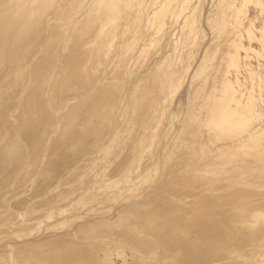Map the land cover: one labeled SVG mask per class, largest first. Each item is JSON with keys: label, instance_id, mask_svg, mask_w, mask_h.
<instances>
[{"label": "bare ground", "instance_id": "bare-ground-1", "mask_svg": "<svg viewBox=\"0 0 264 264\" xmlns=\"http://www.w3.org/2000/svg\"><path fill=\"white\" fill-rule=\"evenodd\" d=\"M251 1L264 11V0H225V9L213 20L218 33L228 32V46L235 48L234 53L227 51L228 59H225L235 66L236 74L232 80L227 74L229 70L224 71L220 86L216 80L209 81L212 85L205 105L196 104V112L201 113L206 106V112L215 115L224 106L222 120L218 127L215 125L219 139L225 140L227 134L235 136L234 127L242 121L240 115L253 117L255 126L247 132L243 129L246 134L237 136L232 144L219 146L217 155L212 152L216 156L206 159L201 167L192 163L174 165V171L180 170L179 174L171 178L174 172L168 173L170 178L161 179L149 190L151 186L141 185L145 177H154L153 172L159 168L162 171V161L169 160L174 150L177 151L175 147L183 149L182 129H172V134L170 129L172 119L183 107L182 94L176 97L178 110L173 115L166 114V121L160 118L154 124L152 117L159 116L156 115L160 111L157 110L160 107L158 91L166 83L161 84L157 75L165 70L167 75L177 72L172 66L159 69L168 59L166 50L174 37L175 24L192 0H0V241L8 237L2 235L5 233L2 226L8 225V229L17 226L15 212L26 216L34 205L29 217L23 219L26 223L10 231L6 228L14 240L0 243V264H264V163L253 165L244 160V164L242 161L237 167L230 165V170L223 169L237 157V149L243 151L244 147L255 144L258 147L264 137V106L258 103V98H263V86L258 87L256 94L253 90L247 91L240 79V70L246 66L250 68L249 76L253 78L256 74L249 61L250 43L248 46L244 43L245 33L250 41L255 39L253 19L245 23ZM170 13H176L177 19L168 24L165 16ZM185 23L183 33L189 35L197 22L193 16H186ZM260 36L263 44L264 21ZM152 47L161 48L158 57L152 55ZM242 52H246L244 56ZM202 65L194 73L193 69L190 72L192 63L183 70V66L178 67L184 73L179 74L180 78L174 77L177 81L183 79L179 86L188 74L195 79L201 71L208 70L207 64ZM262 77H258L260 83ZM173 85L178 89L177 84ZM215 106L220 109L213 110ZM198 113L192 115L195 122L200 120ZM123 120L127 125L125 131L121 129ZM136 128L142 131H137L136 138L133 136L130 141ZM153 140L155 145L150 149ZM144 154L150 155V160L155 156V160L143 166L127 187L143 190L141 196L116 208L109 218L98 219L92 215L84 218L85 210L91 212L93 208L90 202L79 199L76 211L73 207L76 205L72 206L74 209H67V202L55 205L59 204L57 195L61 190L48 198L49 192L62 188L59 182L69 173L68 187L72 182L80 187L98 183V190L108 184L117 185L118 176L124 175V171L139 169L137 163L143 162ZM88 160L96 162V168L91 171L87 166H80ZM98 171V176L92 174ZM219 173L224 175L220 178ZM91 174L97 177L92 178ZM149 176L147 179L151 180ZM204 185L207 186L200 189ZM26 187L31 193L15 199L17 194L12 195L17 193L15 189L23 194ZM37 197L45 203L36 205ZM43 210L47 213L43 216L49 212L51 217L73 211L65 214L63 220L46 226L47 232L39 237L36 235L39 230H34L42 223L38 213ZM82 217V221L73 225ZM115 258L122 262L118 263Z\"/></svg>", "mask_w": 264, "mask_h": 264}, {"label": "rangeland", "instance_id": "rangeland-1", "mask_svg": "<svg viewBox=\"0 0 264 264\" xmlns=\"http://www.w3.org/2000/svg\"><path fill=\"white\" fill-rule=\"evenodd\" d=\"M224 3H225V0H192V3L190 4V6L188 7V9H187V11H185L181 16H180V18H179V20H178V22L175 24V27H174V29L175 30H173V34H174V31H175V34H174V37H172V39H171V42H170V46L168 47V49L166 50V54L169 56H167L166 54V56H167V58L169 59H166V64H165V62H164V64H163V66L159 69V70H164V69H167V68H171L170 66H172V67H175V68H177V72H174L173 74L175 75H173V74H171L170 73V75H167L166 73H165V71H164V73H165V75L167 76H165L164 75V73L163 74H158L157 76H160L161 78H162V76L164 75V77H163V79H164V81H163V79H160V77H158L159 78V80L161 81V84L163 83V82H166L165 84L163 83L162 85H164V86H161V88H160V91H158V93L160 94H158V102L160 103H158V105L161 107H157V110L159 109L160 111L158 112V111H156V112H158V114H156V115H159V116H155V117H152V119H154L152 122L154 123H157V120H159L160 118H163L164 120H165V116H167V115H169V113L171 114V115H173L174 113H176V111L178 110L177 108H178V104H179V102L176 100V97L178 96L179 97V95H180V93L182 94V102H183V107H182V109H181V112L179 113V115H176L177 117H174V119H172V128L170 127V129H171V134H172V132H173V130L172 129H179V130H181L182 129V132H181V140H182V142H183V144H182V146H183V149L181 148H179L180 146H177L178 147V149H177V147H175L176 148V150L177 151H175L174 150V153H173V155H170V157H171V159L172 160H170V157H169V162L168 161H166V163H165V161L163 162L162 161V164H161V167H162V165H163V168H162V171H161V168H159V170L157 171L158 172V174H160V175H158L157 174V172L155 171V173L153 172V174H156V175H154V177L151 175V176H149V175H147V177H145V180L144 181H146L145 183H148L149 181H150V184H143L144 183V181H143V183L141 184V185H148V186H151V185H153V187L155 186V185H158L159 184V182H161V179L163 180V179H165L166 177H169L170 178V176H171V174L174 172V174H172L173 176H171V178L172 177H174V175H176L177 173L179 174V171H178V169H175V171H174V169H173V166L174 165H176V164H184L185 166L186 165H188V164H190L191 165V163L192 164H194V165H196V166H199V167H201L204 163H205V160L206 161H208L209 160V158L210 159H212L213 157V154L215 153L216 155H217V150H218V147L220 146H222V145H230V144H232V142H234L235 141V139L237 138V136H239V137H241L242 135H244V134H246V132H247V130L249 129V128H251V127H254L255 126V121H254V119H253V117H251V116H249L248 114H243V115H240L241 117H240V119L242 118V121L241 122H238V123H240V124H237L236 126H237V128H235L234 127V129H236L237 131L235 132V136L234 137H230V136H228V134H227V136H225V140L224 139H219L216 135L218 134L217 132V130H215V129H217V127H218V124L221 122V117L224 115V110L222 111V109H223V107L224 106H221L220 107V105H223V104H218L217 106H219L220 108H221V110L218 112V113H216L215 115L213 114H209L208 112H206V111H208L207 110V108H205L206 106H203L202 107V111H201V113L199 114L198 112H196V109L199 107V106H202V104H204V101L206 102V98L208 97V93L210 92L209 90L211 89L210 88V85H212V84H209V83H212L211 81L212 80H216V83L220 86L221 85V83H222V80H223V77H222V75L224 74V71H225V73H226V71H228L229 70V73H227L228 74V77L230 78V79H232V80H234L235 79V74H236V71H235V66H233L231 63L229 64L228 62H231V61H228V60H226V59H228V56H227V51L229 50L230 52H233L234 53V49L235 48H233V47H229L228 45V40H229V37H228V32H226V31H222V32H224V34L225 35H221V34H223V33H218V28H216L217 27V24L214 22L213 23V20L214 19H216V18H218V16H219V14H220V12H222V9H225V6L223 7V5H224ZM250 4H248V17H247V19H245V23H247L248 24V22H249V20H251V19H253V22H254V25L252 26L254 29H253V31H254V36H255V39H254V37H253V40H251L250 41V38L248 37V35L245 33V35H244V43L248 46L249 45V43H250V47L249 48H251V52L249 51V61L252 63V65H253V67H254V70H255V72H256V74L255 75H257L256 77H255V75H254V77L252 78L251 76H249L250 74H251V72H250V68H248V66H246L245 68H242V70H240V71H242L241 73H240V79H241V81H242V83L244 84V86L246 87V89H247V91H251V90H253L254 91V93H259V88L261 87L262 88V86H263V91H264V77H262V76H264V43L262 44L261 43V41L259 40L260 38H261V36H260V28H261V23L264 21V11L263 12H261V10H260V8H259V6L254 2V1H251V2H249ZM175 4V3H174ZM256 4V5H255ZM176 5V4H175ZM178 5V4H177ZM155 7V6H154ZM154 7L153 8H151L150 9V11L152 10V9H154ZM153 11V10H152ZM191 11H192V13H191ZM176 13H174L173 15L170 13V15L172 16L170 19H169V17H170V15L169 14H166V22L167 21H169V23L168 24H170V22L171 21H173V18H174V21H175V19H177V17L175 18V15ZM261 14V15H260ZM168 15V16H167ZM186 16L187 17H192L193 16V18H195V20H196V26H195V29H194V31L192 32V33H190L189 35H185L183 32H184V30L182 29V28H184L185 27V25H186V27H187V25H188V23L186 24L185 23V18H186ZM168 17V18H167ZM184 23H185V25H184ZM186 27H185V29H186ZM198 27V28H197ZM197 28V29H196ZM226 32V33H225ZM153 33V31H152V29H151V34ZM146 34V33H145ZM195 34V35H194ZM227 34V35H226ZM181 35V36H180ZM194 37H196L194 40H193V38ZM225 37H227V38H225ZM249 38V39H248ZM227 39V40H226ZM252 39V38H251ZM193 40V41H192ZM197 40V41H196ZM195 41V42H194ZM225 41V42H224ZM250 41V42H249ZM178 42V43H177ZM185 42V43H184ZM188 43V44H187ZM192 43H194V44H192ZM196 43V44H195ZM177 44V45H176ZM175 45V46H174ZM196 45V46H195ZM190 46V47H189ZM160 47V46H159ZM229 47V48H228ZM153 48L154 47H152V55L154 56V57H156L157 55H159L160 54V52L159 51H161V48H158L157 49V47H155L154 49L155 50H153ZM177 48V49H176ZM233 48V49H232ZM253 48V49H252ZM172 49H175V50H172ZM197 49H199V50H197ZM158 50V51H157ZM171 50V51H170ZM174 51H176V53H173ZM179 53V54H178ZM213 53H215V54H213ZM246 53V52H245ZM245 53L244 52H242V55L244 56L245 55ZM135 54V53H134ZM156 54V55H155ZM177 54H178V56H177ZM183 54H184V56H183ZM259 56H258V55ZM131 55H133V51H132V54ZM214 55V56H213ZM255 55H257V56H255ZM165 56V57H166ZM187 56H188V58H187ZM212 56V57H211ZM226 56V57H225ZM261 56H262V58H261ZM158 57V56H157ZM194 57H196V58H194ZM178 58V59H177ZM226 58V59H225ZM252 58V59H251ZM175 59H177V60H175ZM182 59V60H181ZM184 59H186L185 61H184ZM223 59V60H222ZM173 60V61H172ZM180 60H181V62H180ZM168 61V62H167ZM175 61H176V64H175ZM189 61V62H188ZM170 62V63H169ZM172 62V63H171ZM179 64H178V63ZM176 65V66H174V64ZM191 64L192 63V66H191V69H190V72H191V70L193 69V72L192 73H194L195 71H196V69L199 67L200 68V65H202V66H206V64H207V68H208V70H204V71H201L199 74H197L196 76H194V78L195 79H193L192 78V75H190L189 76V74L187 75V77H186V80L184 81V83H183V85L182 86H179V84L178 83H180V81L181 80H183V79H179L178 81L176 80V78H180V75L182 76V75H184V73H181L182 71L181 70H183V68H185L186 69V67H187V65L188 64ZM169 65V67H168V65ZM173 64V65H172ZM165 65V66H164ZM167 65V66H166ZM179 65V66H178ZM262 65V66H261ZM183 66V67H182ZM186 66V67H185ZM164 67H166V68H164ZM180 67H182V69L180 70L179 68ZM228 67H230V68H228ZM256 67V68H255ZM215 68V69H214ZM218 68V69H217ZM195 69V70H194ZM217 69V70H216ZM170 70V69H169ZM215 70H216V75H214L215 74ZM247 70H249V71H247ZM178 71H180V73L178 72ZM189 72V73H190ZM207 72V73H206ZM258 72V73H257ZM161 73V72H160ZM176 73V74H175ZM178 73V74H177ZM202 73V74H201ZM180 74V75H179ZM219 74V75H218ZM259 74V75H258ZM172 75H173V77H172ZM177 75V76H176ZM179 75V76H178ZM200 75V76H199ZM203 75V76H202ZM210 75V76H209ZM230 75V76H229ZM259 76H261L262 77V81H261V83H260V80H259ZM169 77H171L170 78V80H172L174 77H176V78H174L173 79V81H169ZM209 77V78H208ZM248 77V78H247ZM168 78V79H167ZM208 78V79H207ZM220 78V79H219ZM222 78V79H221ZM250 79V80H249ZM169 81V83H173V84H177V86H179L178 87V89H177V87H176V85H173L172 83L171 84H169V83H167L168 81ZM176 81V82H175ZM193 81V82H192ZM207 81V82H206ZM210 81V82H209ZM253 81V82H252ZM209 82V83H208ZM219 82H220V84H219ZM191 83H193V85L191 86V89H189V87H190V84ZM206 83V84H205ZM168 84L170 85V87L168 86ZM203 84L205 85V86H203ZM262 85V86H261ZM170 88H168V87ZM172 86V87H171ZM174 86V87H173ZM251 86V87H250ZM144 87V86H143ZM142 87V88H143ZM163 87V88H162ZM175 87H176V89H175ZM259 87V88H258ZM165 88V89H164ZM174 88V89H173ZM198 88V89H197ZM144 89V88H143ZM142 89V90H143ZM165 91H164V90ZM172 89V90H171ZM193 89V90H192ZM202 89V90H201ZM204 89V90H203ZM209 89V90H208ZM178 91V92H176V91ZM172 91V92H171ZM140 92V91H139ZM166 92H168V93H166ZM169 92H170V94H169ZM176 94H175V93ZM198 92H200V93H198ZM141 93V92H140ZM162 93V94H161ZM171 93H173V94H175V96L172 94L171 95ZM193 94V95H192ZM196 94V95H195ZM165 95H166V97H165ZM170 95V96H169ZM189 95V96H188ZM206 95H207V97H206ZM164 96V97H163ZM257 97H259V95H257ZM262 97L263 98H258V100L260 101V102H258L259 103V105H261V106H264V93H263V95H262ZM172 98H174V99H172ZM161 99V101H159ZM163 100V101H162ZM166 100V101H165ZM172 100V101H171ZM189 100V101H188ZM176 101V102H175ZM163 104H162V103ZM200 103V104H199ZM198 105V107H197V105ZM168 105V106H167ZM205 105V104H204ZM217 106H215V107H212V109L214 110V108L215 109H217V110H219L218 108H217ZM166 108V109H165ZM169 108V109H168ZM210 107H208V109H209ZM211 109V108H210ZM163 110V113L161 112ZM164 114V112H165V115H163V117L161 116L162 114ZM167 112V113H166ZM196 112V113H195ZM222 112H223V114H222ZM197 113H198V119L200 118V120H198V122H197V120H196V122H195V119H194V117L192 116V115H196L197 116ZM167 114V115H166ZM189 115V116H188ZM210 115V116H209ZM187 116V117H186ZM192 116V117H191ZM243 116V117H242ZM157 117V118H156ZM159 117V118H158ZM179 117V118H178ZM191 117V118H190ZM206 117H208V118H206ZM127 118V117H126ZM126 118H125V120H126ZM177 118V119H176ZM190 118V119H189ZM250 118H252V119H250ZM132 119V118H131ZM151 118H150V120H152ZM176 119V120H175ZM209 120V121H206V120ZM125 120H123V122H122V127H121V129L122 128H125V129H122V130H126V126H125ZM175 120V121H174ZM181 120H184V122L183 123H185V124H183V123H180V121ZM192 120V124L190 123V121ZM132 121L134 122V121H136V119H132ZM166 121V120H165ZM240 121V120H239ZM252 121V122H251ZM177 122H178V124H177ZM205 122V123H204ZM207 122V123H206ZM215 122V123H214ZM136 123V122H135ZM154 123V124H155ZM188 123V124H187ZM187 124V125H186ZM199 124V125H198ZM204 124V125H203ZM251 124V125H250ZM141 125H142V123H141ZM189 125V126H188ZM217 127H216V126ZM241 125V126H240ZM185 128H184V127ZM187 126V127H186ZM193 126H194V128H193ZM200 126V127H199ZM214 126V127H213ZM247 126V127H246ZM189 127V128H188ZM192 127V128H191ZM246 127V128H245ZM141 129H142V127H140ZM190 128H191V130H190ZM198 128V129H197ZM144 129V128H143ZM185 129V130H184ZM246 130V132L244 131V130ZM136 130V131H135ZM187 130V131H186ZM189 130V131H188ZM196 130V131H195ZM200 130V131H199ZM124 131H122V132H124ZM133 131L134 132H132L131 133V135H130V137L131 138H129V140L131 141V139L133 140V136L136 138V136L138 135V133H136L137 131H142V130H139V129H133ZM203 131V132H202ZM210 131V132H209ZM238 131H239V134H238ZM188 132V133H187ZM190 132V133H189ZM214 132V133H213ZM191 133H193V134H191ZM195 133H197L198 134V136H196L197 134H195ZM200 133V134H199ZM204 133V134H203ZM169 134H170V132H169ZM170 134V135H171ZM180 134V133H179ZM237 134V135H236ZM241 134V135H240ZM193 135V136H192ZM230 135V134H229ZM198 137V139L196 138V137ZM142 137V136H141ZM205 137V138H204ZM227 137V138H226ZM171 138H173V137H171ZM198 140V141H196V139ZM214 138V139H213ZM216 138V139H215ZM157 139V138H156ZM156 139H154L155 141H157ZM212 141H211V140ZM218 139V140H217ZM229 141H228V140ZM238 139V138H237ZM153 140V141H154ZM195 142H194V141ZM215 142H214V141ZM151 142L150 143V149L151 148H153L154 147V145H155V141L154 142ZM217 141H219V142H217ZM232 141V142H231ZM260 141H262V142H260ZM259 142L260 143H258L257 145H259L258 147H260L259 149H257L258 147L256 146V144L255 145H252V146H246V147H244L243 148V151H242V148H241V150L240 149H237L236 150V160L234 161V160H232V161H229L228 163H227V166H228V164H229V167H227V166H225L223 169H225V170H230L229 168H232V167H230V165H232L233 167H237L236 165H239L242 161V163L244 164V162L245 161H247L248 163H250V164H253V165H256V164H260V163H264V137H262V140H260ZM136 142H138V140H136ZM135 142V143H136ZM143 142V141H142ZM216 143V144H215ZM201 144V145H200ZM262 144V145H261ZM185 145H186V147H185ZM195 145V146H194ZM160 146V145H159ZM181 146V147H182ZM188 146V147H187ZM208 146V147H207ZM198 147V148H197ZM197 148V149H196ZM203 148V149H202ZM205 148V149H204ZM217 148V149H216ZM180 149V150H179ZM189 149H192V150H189ZM208 149V150H207ZM257 149V151H258V153L262 150V152L260 153V154H258L257 153V151H255ZM148 150V149H147ZM203 150V151H202ZM226 150H228V149H226ZM225 150V151H226ZM253 150H254V154H253ZM180 153H179V152ZM194 151V152H193ZM202 151V152H201ZM209 151V152H208ZM216 151V152H215ZM225 151L224 150H222V152H224L225 153ZM238 151V152H237ZM205 152H207V154L205 153ZM212 152H214V153H212ZM227 152H229V150L228 151H226V153ZM252 152V153H251ZM191 153V154H190ZM212 153V154H211ZM224 153H222V154H224ZM225 153V154H226ZM258 155H257V154ZM102 154V153H101ZM101 154H99V155H101ZM204 154V155H203ZM214 154V156H216ZM228 154V153H227ZM145 155V154H144ZM210 155H211V157H210ZM255 155V156H254ZM234 156H233V158H234ZM149 157H150V155H145L144 156V160H143V162H141V164L140 163H137V166H139V169H137V167L136 168H134V169H128L127 171H130V172H128L127 173V171H124L123 173H125L124 175H122V176H118V180H117V185H109V188H108V185H106V187H104V188H102L101 190H98V187H99V184L98 183H86V185L84 184V185H82L81 187L79 186V184H78V182H77V184H78V186L75 184V182H72V183H70L71 185L74 183V186L72 185H70V187H68L69 185H68V183H69V181H70V179H71V173H69V175L68 174H66V175H68V176H66V175H64V180H62V182H59L61 185H62V188L59 186V184L57 185V186H59L57 189H54V191L52 190L51 192H49L48 193V198H52L53 196H54V192H56V190H61V192L57 195L58 197V199H59V204H55V205H58V206H61V204L62 203H68L69 205L67 206V209H74V208H76L77 207V204H78V206H79V201H87V202H90V203H88L89 204V206L90 205H92V207H91V210H92V208H93V210L91 211V212H89L90 210L88 209V210H85V212L83 213V215L82 216H86V217H84V218H87L88 216H93V218H98V219H106V218H109L110 216H112V215H114L115 214V212L118 210H116V208H118L119 206H121V205H124L125 203H128L129 201H131V199H137V198H139V196H141V194H142V191L143 190H140V189H134V190H132V188L131 189H128L127 187H128V183H130V181H131V179H133L134 178V176H136L137 177V175L141 172V169H142V167L143 166H145V165H147V164H149V163H152L153 162V160H155V156H154V158H151V160L149 159ZM179 157H180V159H179ZM184 159H183V158ZM255 157H257V158H255ZM174 158V159H173ZM242 158V159H241ZM246 158H249L250 160H248V159H246ZM153 159V160H152ZM186 159V160H185ZM241 159V160H240ZM245 160V161H244ZM258 160V161H257ZM260 160V161H259ZM183 161V162H182ZM204 161V162H203ZM233 161H234V163H233ZM237 161V162H236ZM251 161V162H250ZM254 161V162H253ZM145 162H148V163H146L145 164ZM180 162V163H179ZM86 163V164H85ZM96 163V162H95ZM94 162L92 163V161L90 162V160H88L87 162H84V163H81L80 164V166H87L86 168L88 169V171H91V168H92V170L94 169V168H96L95 166H96V164H95ZM94 164V165H93ZM97 164H98V161H97ZM136 164V163H135ZM140 164V165H139ZM134 165V164H133ZM185 166L183 167V168H185ZM173 169V170H170V169ZM151 169V168H150ZM150 171V170H149ZM160 171V172H159ZM176 171H178V172H176ZM99 172V171H98ZM98 172H93L92 174H96L97 176L100 174V172L98 173ZM163 172V173H162ZM167 172V173H166ZM172 172V173H171ZM238 172H241V171H238ZM98 173V174H97ZM152 172H150V174H151ZM164 173H165V175H164ZM168 173H171L170 174V176H169V174ZM176 173V174H175ZM91 174V177L92 178H95V177H97V176H95V175H92ZM146 174V173H145ZM166 174H168V175H166ZM125 175H126V177H125ZM131 175V176H130ZM144 175V174H143ZM210 175H212V173H210ZM218 175H220V178L222 177V175H224L223 173H219ZM73 176V175H72ZM133 176V177H132ZM148 176H149V178L154 182H151V180H148L147 178H148ZM163 176V177H162ZM67 177V178H66ZM130 177V178H129ZM140 177H142L141 175H140ZM152 177L154 178V179H152ZM159 177V178H158ZM162 177V178H161ZM67 180H66V179ZM135 179V178H134ZM147 179V180H146ZM160 179V180H159ZM130 180V181H129ZM120 181V182H119ZM128 181V182H127ZM152 183V184H151ZM170 183V181L168 182V184ZM122 184V185H121ZM260 183H258L257 185H259ZM67 186L66 188V190H65V186ZM207 185H204V186H202V187H200V189L201 188H205ZM75 187V188H74ZM124 187V188H123ZM134 187V186H133ZM152 186L150 187V188H148L149 190L151 189V188H153ZM61 188V189H60ZM106 188V189H105ZM113 190H112V189ZM24 189H26V191L24 192ZM23 189V191L22 192H24L23 194H20L19 193V191L17 190V189H15V191L17 192V193H15V194H12V195H16V198L15 199H18L19 197H23L25 194H27L30 190H28V189H30L29 187H26V188H24ZM104 189V190H103ZM63 190H65V191H63ZM68 190V191H67ZM71 190V192H69ZM122 190H125L124 192V194L122 193L123 191ZM128 190H131V191H129L128 192ZM80 191V192H79ZM100 192L101 191V194L99 193V195H98V192ZM106 191V192H105ZM111 192V193H109V192ZM137 191V192H136ZM21 192V193H22ZM89 192V193H88ZM122 194V196L121 195H118L117 196V194ZM121 192V193H120ZM30 193H31V191H30ZM61 193H62V195H61ZM88 193V194H87ZM139 193V194H138ZM66 194V195H65ZM67 194H68V196H67ZM70 194V195H69ZM92 194H95L94 196H92ZM103 194V195H102ZM111 196H110V195ZM29 195V194H28ZM87 195V196H86ZM109 195V196H108ZM40 196V195H39ZM51 196V197H50ZM61 196H63V200H62V197ZM67 196V197H66ZM77 196V197H76ZM86 196V197H85ZM89 196V197H88ZM115 196V197H114ZM131 196V197H130ZM12 197V198H13ZM98 197V198H97ZM99 197L101 198V199H99ZM103 197V198H102ZM104 197H105V199H104ZM114 197V198H113ZM119 197H121V198H119ZM124 197L126 198L127 197V199H124ZM36 198V197H35ZM34 198V199H35ZM69 198V199H68ZM111 200H110V199ZM116 198V199H115ZM130 198V199H129ZM38 199H40L39 197H37V199H36V201H35V203H36V205H42V204H44L45 202L43 201V199H40V201L38 200ZM57 199V200H58ZM74 199V201H72ZM78 199H79V201H78ZM95 199H96V201H95ZM97 199H99L100 200V202L98 203L97 202ZM115 199V200H114ZM104 200H105V202H104ZM114 200V201H113ZM65 201V202H64ZM76 201V202H75ZM107 201V202H106ZM128 201V202H127ZM70 202V203H69ZM71 202H73L72 204H71ZM96 202H97V205H96ZM76 203V204H75ZM92 203V204H91ZM64 204H62V205H64ZM71 204V205H70ZM110 204V205H109ZM73 205H76V206H73ZM34 206V205H33ZM33 206H31L32 208H33ZM57 206V207H58ZM71 206V207H70ZM74 208H73V207ZM96 206V208H94ZM106 206V207H105ZM30 207V208H31ZM69 207V208H68ZM32 208L30 209V210H32ZM107 208V209H106ZM108 208H110V209H108ZM78 208H76L74 211H76ZM94 209H96V210H94ZM103 210V212H102V210ZM29 209L27 210L28 212H26L27 214H26V216L24 215V216H22V215H20L21 213L20 212H15V214H14V216L16 217V220H15V222L17 223V226H11V228H10V226H9V229L7 228L8 227V225L7 226H5V227H1V228H3L2 230H4L5 231V233L4 234H2L4 237H7V239L5 238L4 240H1L0 241V243L1 242H4L5 240H14V238H10V234L8 235V231H10L13 227L14 228H19V226L21 227L22 226V224L23 223H26L25 222V220L27 219V217H29V215L28 214H30L29 213V211H30ZM81 210V209H80ZM110 210V211H109ZM71 211H73V210H71ZM71 211H66V212H61V214L60 213H58V214H53L52 215V217H51V215H49V212H48V216H43L44 214H47V213H45L44 212V210L42 211L43 213H38V215L40 216L41 215V218L38 216V219H40V222H42L40 225L39 224H37V226H36V224H35V226L37 227V228H39V229H37L36 228V230H34L35 232L37 231V230H39L38 231V233L36 234V235H38L39 237H40V235L41 236H43L46 232H47V227H48V225H50V224H53V223H55V222H57V221H61V220H63L64 219V217L65 216H67L68 215V213L70 214L71 213ZM84 211V210H83ZM88 212V213H87ZM105 212V213H104ZM20 213V214H19ZM88 214V215H86V214ZM92 213V214H91ZM65 214H67V215H65ZM95 214H96V216H95ZM97 214L99 215V216H97ZM104 214H107V216L106 215H104ZM28 215V216H27ZM31 215H32V212H31ZM91 216V217H92ZM100 216H102V217H100ZM21 217V218H20ZM42 217H44V218H42ZM100 217V218H99ZM62 218V219H61ZM83 217H82V219H79V220H77L76 222H74L73 223V225H75L77 222H80V221H82L83 219H84ZM23 219H25V220H23ZM41 220H43V221H41ZM23 221V222H22ZM38 225H39V227H38ZM63 225H66V224H63ZM47 226V227H46ZM6 228H7V230H6ZM13 228V229H14ZM41 228V229H40ZM12 229V230H13ZM43 229H45V230H43ZM67 229V228H66ZM63 230H65V229H63ZM33 231V232H34ZM42 231H43V233H42ZM44 231H46V232H44ZM8 232V233H7ZM40 232V233H39ZM5 234L7 235V236H5ZM38 236H36L37 238H39ZM12 237V236H11ZM118 259L119 258H115V261H117L118 263H120V262H122L121 260H119L118 261Z\"/></svg>", "mask_w": 264, "mask_h": 264}]
</instances>
